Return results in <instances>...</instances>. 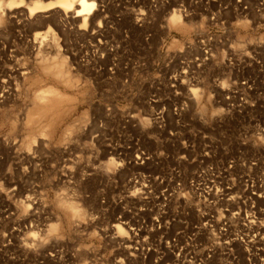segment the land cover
<instances>
[{
	"label": "rangeland",
	"instance_id": "rangeland-1",
	"mask_svg": "<svg viewBox=\"0 0 264 264\" xmlns=\"http://www.w3.org/2000/svg\"><path fill=\"white\" fill-rule=\"evenodd\" d=\"M8 1L0 0V264H264V248L224 243L264 229V201L250 222L226 211L243 212L242 203L214 201L216 188L246 172L243 161L256 164L247 170L254 183L264 175V0H93L84 27L72 12L29 16L28 4L45 0ZM196 35L213 37V55L198 90H175L180 52ZM55 54L71 84L42 71V56ZM242 67L255 80L246 115L224 118L211 82ZM182 101L177 122L168 111ZM150 108L166 109L161 129ZM137 148L148 171L131 166ZM143 172L164 181L151 184L156 195L129 184Z\"/></svg>",
	"mask_w": 264,
	"mask_h": 264
},
{
	"label": "bare ground",
	"instance_id": "bare-ground-1",
	"mask_svg": "<svg viewBox=\"0 0 264 264\" xmlns=\"http://www.w3.org/2000/svg\"><path fill=\"white\" fill-rule=\"evenodd\" d=\"M18 1L22 2L21 0H18ZM15 4H17L16 0H9L7 6L10 9ZM95 6L96 5L93 0H45V1L30 2L28 4L27 9H28L29 16H33V15L40 14V13H47L55 9H57L58 11H61L64 15H66L68 12H72L75 15L74 18H80V21L82 23L81 26L84 27L86 26L88 17L94 11ZM168 21H169V24L175 27L180 24L181 18L177 13L174 12L172 16L168 19ZM221 24L223 25L224 21H222ZM47 30L48 31H46L45 33H42L39 36L36 35V37L34 38V41L36 40L39 41L38 45H41V43H46L48 41L47 38L51 37L52 33L50 32V28H48ZM53 40L55 41V39ZM212 42H214L213 37H203L201 39L199 35L194 36L193 39L186 42L184 49L180 52V55H181L180 58L181 59L183 58V60L180 62L181 67L178 71H176L173 77L174 83L171 85V88L175 90H178V89L186 90L188 92H193L199 89V72L204 62L207 61L213 55L211 44H209ZM53 49L56 50L57 47ZM39 51H40V48H39ZM42 59H43L42 62H44V64L41 69L43 72L53 75L56 79H59V81H61L64 84H71V81L69 80L67 72L63 68L64 61L63 59L61 60V56L59 54H55V56H53V59L52 58L50 59L48 56H42ZM243 69L244 67H242L241 69H231L230 71H234L235 75L228 77V73H224L222 76L214 78L211 82L212 89L220 90V94L218 96H215L214 94H212L211 98L214 104H218L221 107V111H222L221 116L224 118L231 117L232 115H236V116L244 118L246 115L245 110H246V107L248 106L247 92L252 91L253 89L252 86L253 84H255V80H250L249 78H246L245 76H243L244 74ZM49 95H54L53 98L59 96L56 91L49 92ZM152 103H154L153 100H149V102H147L148 106H153ZM150 110H151L152 121L155 124H157L156 126L159 129L164 127L165 122H166L164 119V114H165L166 109L160 108L158 110H154L150 108ZM187 110H188L187 102L182 101L180 102V104H174L173 108H170L168 112L173 115V119L179 122V121H182V116L184 113L187 112ZM263 124H264V121H263ZM263 128H264V125H263ZM259 138L263 140V145H264V129L262 133L259 135ZM145 151L140 148L136 149L135 151L136 155L133 160V164H131L133 168L148 171V169L146 168H148L147 164L149 163L150 158L147 157L148 154L146 155ZM253 166H256V164H249L243 161L242 164L240 165V168L242 170H246V172H243L241 176L237 179L232 178L231 180L227 181V183L224 184L225 186L223 185L221 186L220 190L216 188L217 190L215 189V194H214V201L221 200V201H225L228 203H238V204L242 203L244 205L243 212L241 211L229 212L228 210L226 211L231 215V217H234V216L239 217L240 214L243 213L246 219V222H250L248 218L253 219L254 218L253 216L256 214L255 212L258 211V208L256 206L257 202L264 201V175H261L256 181V183H254L253 180H250L249 173L247 172V170L251 169V167ZM229 169H232L231 165H229ZM134 176L135 175H133V177ZM136 176L135 178H132L129 180V184H133L134 186L140 185V190L142 191L144 195L149 193V196H150L151 190H152L151 184H154L157 187V186L162 185V183L164 182L159 175L157 176L150 175L149 172H143L142 174L141 173L138 174L137 177L140 179V182L137 180ZM164 191L165 190L163 189L161 194H157V195H160L163 198H165L166 195L164 194ZM238 191L241 192L242 195L238 194ZM137 193H138V196L141 194L139 190L138 192L137 191L135 192V194ZM153 195H156V194H153ZM140 198H142V196ZM145 199L147 200V198ZM148 199L150 200L151 198H148ZM157 199L159 198L157 197ZM65 207L68 208L72 217L79 218L83 215L82 210L79 209L78 206H76L74 203H71V202L66 203ZM246 208L249 209V212L246 211ZM262 209L264 208H261V210ZM257 214H259V212H257ZM213 218L211 217V219ZM153 222L155 224H158L156 217L153 218ZM243 225L247 227L246 223H244ZM119 229L121 228L120 226L117 225V230L119 231ZM159 229L161 228L158 227V230ZM55 230H56V227L53 225H50L48 233L49 234L53 233L55 232ZM262 231L254 232L253 239H249V240L238 239L237 236L230 237L229 235V237L227 236L224 243L228 246H232L233 244L238 243L242 245L244 248H248L250 246V248H254L257 250L259 248L262 249L264 248V233ZM138 232L140 231H134L133 229H131V234L133 235L132 237L133 239L138 237ZM158 232H162L160 233L162 234V237L159 239L161 240L162 238H164L163 236L164 230L158 231ZM224 232H225L224 235L226 236V231ZM144 234H149V232L146 230L144 231ZM145 239H146V236H145ZM167 243H168L167 245L174 247L176 240L175 238L168 239Z\"/></svg>",
	"mask_w": 264,
	"mask_h": 264
}]
</instances>
